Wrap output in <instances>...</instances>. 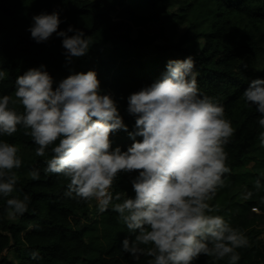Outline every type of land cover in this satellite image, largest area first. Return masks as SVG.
Returning a JSON list of instances; mask_svg holds the SVG:
<instances>
[{
	"label": "trees",
	"instance_id": "1",
	"mask_svg": "<svg viewBox=\"0 0 264 264\" xmlns=\"http://www.w3.org/2000/svg\"><path fill=\"white\" fill-rule=\"evenodd\" d=\"M171 5L177 6L176 13L168 11ZM53 12L62 21L59 30L72 26L91 38L88 54L72 65L66 66L61 38L54 34L38 45L27 31L33 16ZM150 22L159 23L156 32L148 31ZM179 26L186 29L172 44L171 36ZM188 56L195 60L201 96L223 105L225 118L235 129L225 146L231 173L210 202L218 209L211 214L223 216L247 236L250 246L237 249L238 264H264V243L258 240L253 212L264 213V148L259 147L264 128L257 122L260 114L255 106L243 99L252 80L264 79V0H0V69L8 70L0 81V96L13 95L16 77L40 65L57 83L72 73L94 70L131 131L135 120L126 112L127 97L160 79L168 61ZM17 110L23 111L19 106ZM23 131L18 126L13 137L0 136L20 148L22 165L14 169L20 191L13 195L22 199L27 194L30 200L28 212L11 219L5 211L6 198L0 197V264H147L148 258L133 261L121 251V242L130 234L111 208L91 219L90 214L97 213L95 206L64 196L68 181L43 172L51 151L36 156V145ZM112 139L113 147L122 150L132 143L124 132ZM33 168L40 169L38 181L28 176ZM129 179L121 174L112 191L134 196ZM233 189L252 196L237 203L228 195ZM34 250L40 259H31ZM195 264H227V258L201 256Z\"/></svg>",
	"mask_w": 264,
	"mask_h": 264
},
{
	"label": "clouds",
	"instance_id": "2",
	"mask_svg": "<svg viewBox=\"0 0 264 264\" xmlns=\"http://www.w3.org/2000/svg\"><path fill=\"white\" fill-rule=\"evenodd\" d=\"M32 21L27 31L36 44L54 34L61 38L66 66L88 54L91 38L72 26L59 30L58 13H41ZM7 75V69H0V81ZM197 78L192 56L168 61L160 79L127 97L126 112L135 120L130 131L96 71L72 73L57 83L40 65L16 77L13 95L0 96V136L13 137L19 126L36 145V156L50 150L44 174L68 181L66 198L95 206L101 214L110 208L118 214L130 234L121 251L133 261L145 257L147 264H195L207 256L238 264L237 249L249 247V240L223 216L211 214L218 209L210 204L231 173L225 146L235 129L223 105L201 96ZM243 99L255 106L264 128V79L252 80ZM120 132L132 141L126 150L113 147L112 137ZM259 147L264 148V132ZM19 151L18 145L0 140V197L6 198L11 219L28 212L30 202L27 194L22 199L13 195L20 191L14 171L22 165ZM121 174L130 177L134 196L112 191ZM28 176L40 180V169H31ZM254 187L261 188V178ZM251 196L247 192L244 198ZM30 257L40 259L39 251Z\"/></svg>",
	"mask_w": 264,
	"mask_h": 264
},
{
	"label": "rangeland",
	"instance_id": "3",
	"mask_svg": "<svg viewBox=\"0 0 264 264\" xmlns=\"http://www.w3.org/2000/svg\"><path fill=\"white\" fill-rule=\"evenodd\" d=\"M170 13H176L177 11V6L171 5L168 9ZM159 27L158 22H150L147 26L149 32H156ZM186 27L185 26H179L176 29L175 34L171 36L170 43L175 44L179 38V36L185 31ZM167 37L171 35V33L167 30L166 31ZM52 38H50L51 40ZM49 40V41H50ZM201 42V41H200ZM199 42V45L197 47V51H200L202 43ZM158 43H160L158 41ZM152 62H149L148 65H151ZM246 194L245 190H240V189H233L229 192V197L234 198L235 202L237 203H242L246 199L244 198ZM257 215V230H259V235H258V240L262 243H264V213H261L258 210L253 211ZM100 213L97 211L95 215L90 214L91 219H95Z\"/></svg>",
	"mask_w": 264,
	"mask_h": 264
}]
</instances>
